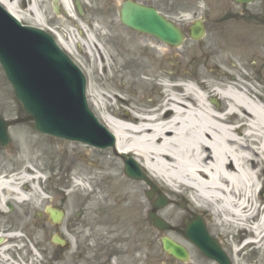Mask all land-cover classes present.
Returning a JSON list of instances; mask_svg holds the SVG:
<instances>
[{"label":"bare ground","instance_id":"obj_1","mask_svg":"<svg viewBox=\"0 0 264 264\" xmlns=\"http://www.w3.org/2000/svg\"><path fill=\"white\" fill-rule=\"evenodd\" d=\"M39 1L32 0L28 6L26 0L0 3L22 22L34 18L38 24L31 26L47 31ZM60 1L66 13L73 15L71 1ZM90 31L96 36L107 35L101 26H91ZM255 34L264 35L262 29L255 30ZM117 37L115 33L114 39ZM77 39L72 34H58L60 46L71 56ZM116 41L120 42L105 38L78 42L80 54L76 61L83 65L81 60L88 56L84 66L91 78V105L99 114L98 121L115 136L114 148L106 150L80 143L83 155L94 166L76 161L77 180L73 181L71 199L69 194L66 198L71 207L84 210L94 223L83 234L88 235L86 238L107 237L106 245L121 257L118 264H129L128 257H134L131 264H136L148 248L146 240L151 247L164 234L147 223L156 199L148 197L149 185L125 173V158L132 156L164 179L163 187L159 186L164 192H172L177 198L191 192L201 206L210 210L212 224L223 238L237 232L238 241L229 242L236 255L263 251L264 77L260 80L244 71L248 69L252 43H245L242 49L224 43L187 49L154 43L158 58L173 57L184 67H199V77L190 78L150 69L151 63L142 52L123 49ZM110 52L115 56L112 62L108 61ZM104 80L109 93L101 91ZM154 87L160 90L158 96L147 101L149 89ZM215 97L221 100L218 105L212 102ZM34 174V169L25 167L10 179L0 177V210L7 201L40 204L45 200L33 184ZM146 174L150 176L147 170ZM87 182H95L96 188L89 189ZM260 185L263 189L259 190ZM177 198L157 215L181 227L189 219L188 214L197 210L184 211ZM173 234L181 241L187 240L183 232ZM9 237L13 240L14 235ZM11 250L12 245L0 242V264H19L6 257Z\"/></svg>","mask_w":264,"mask_h":264},{"label":"rangeland","instance_id":"obj_2","mask_svg":"<svg viewBox=\"0 0 264 264\" xmlns=\"http://www.w3.org/2000/svg\"><path fill=\"white\" fill-rule=\"evenodd\" d=\"M30 1L32 0H26L27 6L30 4ZM52 5L53 0L39 1V7L44 16L43 26H48L54 29L61 28V30H63V32H61L62 34L65 33L68 37L72 34L79 38L80 34L76 31L75 23L70 22L71 17L65 16L63 9H60L61 12L58 16L55 13L54 7ZM189 11L192 10H184L176 12L172 15L176 18L186 19L189 14H194ZM198 14L208 15V17L211 19L218 16L232 17V19L231 21L226 20L228 22L225 23H217L215 21L211 23H204L206 27L205 37H203L200 42H196L195 40L188 38L184 42L183 46L187 49L191 46L196 47V45L204 46L209 43H224L226 45L236 46L237 49H242L244 46L246 47L245 43H252L250 44L251 48H249L251 53L247 58L248 69H244V71L250 72V74H252L254 77H257L261 80L262 77H264V35L258 36L254 32L255 29L264 28V22L260 23V21H256V17L258 16L264 18V8L262 7L261 3L255 2L244 4L240 10L233 11L231 13L202 11ZM91 18L94 19L93 15L84 17L83 20L86 21L85 24L89 26H101L103 27V32H106L107 35L96 36L89 30L84 34L85 37L83 39V43L87 42V40L97 42L103 38L108 41L118 40L120 42L116 41V44H118L121 48L124 49L127 47L131 51L134 50L136 52H142V57L146 58L148 62L151 63L150 69H159L160 71H164L169 75L172 71L178 72L190 78L199 77V67L194 65L184 67L183 64H180L173 57L169 59L168 57L158 58L155 53V48L157 47L154 43L160 42H158L156 38L151 36L143 37L141 36V33H137L122 26V24L118 23L115 18L113 21L107 20V23H102L98 20H93V23H89ZM23 23L28 25L38 24L37 20L34 18L27 19ZM181 23L183 24L184 22ZM181 26L185 25L183 24ZM115 33L118 35L116 39H114ZM258 44L259 47H257ZM79 54L80 48L76 43L74 55H72L75 61L78 59ZM109 54L112 57H108V61L112 62V58H115V56L113 57L112 52ZM87 59L88 56L86 55L84 56L83 61L81 60L83 65L78 62L77 63L79 64V67L83 71L87 83L89 84L91 79L90 74L88 73L89 69L84 66V62L86 63ZM102 73L103 70L102 67H100L99 74L101 75ZM105 83L106 80L102 81L101 91L109 93L104 88ZM117 83L121 86V81H117ZM159 91L156 89V87L152 89L150 88L147 101L154 97L156 98ZM87 100L89 107L93 110V112L95 111L94 113L96 116H99L98 112H96L95 108L91 105V98L88 95V85ZM25 114L26 113L23 110L21 103L15 98L12 87L10 86L0 65V115L7 119H14L16 117H22ZM10 136V146L0 150V177H9L7 175L17 173L25 167L32 168L35 171L42 170L44 175L47 177V184L40 183V185L43 186L42 188L48 196L41 194V198L45 200L41 201L40 204H34L32 202L27 204H19L13 201L12 203L14 205V210L12 212L8 209L7 205L3 206L4 208L0 210V235H7L6 228L9 227V229H12V232L16 228L22 229L25 232L26 238H28L27 242L29 245L27 248H29V251L25 250V253H23L19 259H22V257L27 255L25 260L28 262V264H31V261L35 264H38V262L41 264H86L88 261H90V259H93L90 258V256L95 257V259L105 256L104 258L107 259L108 264H118L121 257L115 253L111 245H106V242H108L107 237H100L97 239H93L91 237L85 238L88 235L85 234V236L83 233L89 231L90 225L94 223H91L92 220L87 219L84 210L81 211L80 209L71 207V205L68 203V198H66V196L69 194V199H71L74 183L73 181L77 179L76 161L82 160L85 161L84 164L86 166H94V164L89 161L85 155H83L84 152L80 150L82 148V144H80L81 142L40 134L35 130L33 122L21 123L11 127ZM91 146L97 147L93 145ZM98 149L106 150L108 147H98ZM87 185L89 189L94 187L96 188L95 182H87ZM170 196L173 200L177 198L175 194ZM155 197H158V193H155ZM177 199L181 203L178 204V206L184 211L188 212L187 209L189 208L197 210L195 211V214H188L189 219L195 218L196 214H201V216L205 218L207 228L211 234L214 237L220 239L222 245L229 253L233 252L229 248V242L238 241L239 234H237V232L232 233L231 237L229 236L227 239L223 238V236L220 235L223 233H221L219 229H216L212 224V216L205 212L203 208L196 207L190 203V201L186 200L184 196H180ZM171 204L159 209L157 214L160 216V213L163 211V209L165 210ZM49 206L59 208L65 212L66 216L60 226L54 225L49 220L48 214L46 212V208ZM149 213L150 211L147 214V223L149 222L153 229L158 230L155 226H153L152 221L149 218ZM189 219L185 220L181 227H186ZM71 223L73 225V229L70 231L71 233H69L67 237L71 243V247L61 256L60 248L54 243L53 237L55 235L63 236L65 233H63L64 227ZM164 231V234H161L155 241V244H151V247L148 246L149 240H146L144 244L146 245L145 247L148 248L146 250L144 249L145 251L139 255L141 259L136 264L187 263L176 262L163 251L161 242L162 235H167L178 240L187 246L188 249L190 248V252H195L194 250H198L191 244L185 243L184 241L175 238L173 234L175 230L167 229ZM178 232L180 231L178 230ZM84 239L87 240L88 245L89 243L92 244L90 249L91 251H87L89 247L83 243ZM30 243H32V245L35 247L34 260H32V254L31 256L29 255ZM81 243L83 244V248L87 251V253H84V250L79 248ZM16 255L17 258L20 257L18 256V253ZM237 256L238 264H264V250L244 251ZM133 259L134 257H128L127 262L129 264L135 262ZM191 264H197L196 258L192 259Z\"/></svg>","mask_w":264,"mask_h":264},{"label":"water","instance_id":"obj_3","mask_svg":"<svg viewBox=\"0 0 264 264\" xmlns=\"http://www.w3.org/2000/svg\"><path fill=\"white\" fill-rule=\"evenodd\" d=\"M121 19L127 26L153 34L172 45H181L185 39L180 28L154 9L133 2L124 5ZM191 35L200 39L204 35V28L199 24L194 26ZM0 63L16 99L27 113L24 118L12 120L0 116V148L10 144L9 128L27 121H33L36 130L42 134L98 146L113 145V136L99 124L87 105L86 79L79 67L59 47L52 35L36 27L24 26L1 6ZM126 163L129 175L142 177L132 158L126 159ZM150 196L153 197V193ZM168 202L160 196L155 209ZM49 212L55 223L62 219L61 213L52 209ZM151 217L158 228H172L158 218L155 212ZM185 233L205 254L218 257L223 264H231L220 245L209 235L201 218L190 222ZM162 241L167 253L188 259L183 246L168 237Z\"/></svg>","mask_w":264,"mask_h":264},{"label":"flooded vegetation","instance_id":"obj_4","mask_svg":"<svg viewBox=\"0 0 264 264\" xmlns=\"http://www.w3.org/2000/svg\"><path fill=\"white\" fill-rule=\"evenodd\" d=\"M74 1V8L77 12H79L81 5V9L83 10L84 16H92L90 20H98L100 22L107 23V20L113 21L114 18L118 23H121L122 26L123 23L121 22V12L122 8L127 1H133L136 3H139L143 6L152 7L154 8L158 13L165 16L167 19L179 23L181 25L185 24L186 22H193L196 19L187 17L185 18H176L172 14L184 10H192L189 12H202V11H210V12H224V13H231L233 11L240 10L241 7H243V4L236 1V0H73ZM257 2H260L262 7L264 8V0H258ZM62 9V7L60 6ZM204 22H225L226 20L231 21L232 17H204L202 18ZM257 21H263L264 18H257ZM227 21V22H228ZM181 22H184L183 24ZM125 27V26H124ZM184 30L187 29V27L182 26ZM127 28V27H125ZM130 29V28H129ZM7 235L5 238H2V235H0V242H6L9 245H12V240H10L9 235L11 234V228H6ZM73 227L72 225L65 226V231L70 233L72 231ZM81 234V232H80ZM82 235V234H81ZM78 238V236H77ZM82 239V236H81ZM97 239V238H93ZM83 243L89 247L87 240L84 239ZM60 255L62 256L66 251L70 249L69 245L60 246ZM79 248L84 250V253H87V251H91V247L88 248L86 251L83 248V244L81 243L79 245ZM229 259L231 260L232 264H238L237 262V255L233 253L226 252ZM190 254V261L186 264H191L192 259L196 258L197 264H221L218 261H214L208 257H206L203 253L199 251L195 252H189ZM81 255V253H80ZM96 255V254H95ZM235 257H234V256ZM97 256V255H96ZM105 257V256H104ZM96 258L90 256V264H108L106 258ZM172 259L176 262H181L177 258L172 257ZM201 261V262H200ZM206 261V262H205ZM88 263V262H87ZM86 263V264H87Z\"/></svg>","mask_w":264,"mask_h":264}]
</instances>
